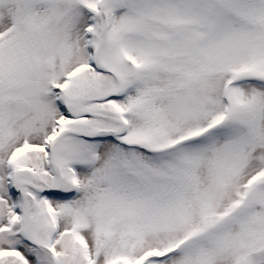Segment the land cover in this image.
Here are the masks:
<instances>
[{
  "label": "snow or ice",
  "instance_id": "6c2138e0",
  "mask_svg": "<svg viewBox=\"0 0 264 264\" xmlns=\"http://www.w3.org/2000/svg\"><path fill=\"white\" fill-rule=\"evenodd\" d=\"M0 264H264V0H0Z\"/></svg>",
  "mask_w": 264,
  "mask_h": 264
}]
</instances>
